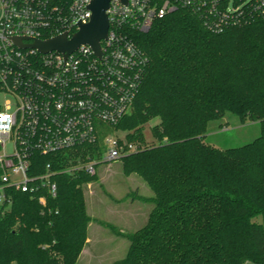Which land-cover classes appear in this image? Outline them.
<instances>
[{"label": "trees", "instance_id": "trees-1", "mask_svg": "<svg viewBox=\"0 0 264 264\" xmlns=\"http://www.w3.org/2000/svg\"><path fill=\"white\" fill-rule=\"evenodd\" d=\"M134 41L147 63L138 95L117 129L143 150L121 160L153 193L144 227L119 235L129 242L113 264H264V18L221 33L187 10L153 23ZM232 114L259 124V136L219 150L205 142L208 127ZM150 129L148 144L142 128ZM99 155L81 147L32 159L31 175L50 164L55 197L4 188L0 264H74L91 221L84 170L66 172ZM1 178V171H0ZM1 185V180H0Z\"/></svg>", "mask_w": 264, "mask_h": 264}, {"label": "built area", "instance_id": "built-area-1", "mask_svg": "<svg viewBox=\"0 0 264 264\" xmlns=\"http://www.w3.org/2000/svg\"><path fill=\"white\" fill-rule=\"evenodd\" d=\"M92 1L0 0V92L10 97L0 108L3 200L5 187L40 193L42 205L45 196H56L50 164L43 174H30L37 155L97 147V157L66 171L93 176L97 164L110 166L143 150L117 129L132 111L147 63L134 35L148 33L155 21L180 9L213 33L264 18V0H111L100 56L87 44L69 54L34 47L62 36L71 41L91 22ZM106 128L122 136H109Z\"/></svg>", "mask_w": 264, "mask_h": 264}, {"label": "rangeland", "instance_id": "rangeland-1", "mask_svg": "<svg viewBox=\"0 0 264 264\" xmlns=\"http://www.w3.org/2000/svg\"><path fill=\"white\" fill-rule=\"evenodd\" d=\"M8 100L10 97L0 92V108ZM155 124L156 120L142 128L148 144H155L150 133ZM106 132L109 136H122V133L112 128H106ZM259 133L258 123H241L234 115L226 114L221 120L209 125L205 142L219 150H226L251 143ZM7 147L9 149V145ZM122 168L121 161L110 166L97 164L95 180L82 186L86 211L91 218L87 226V238L92 240L90 243L86 240L74 264H113L124 259L129 242L118 232L131 234L146 225L153 208L149 202L153 193L143 179L136 174L124 175ZM3 201L0 192V206ZM255 220L264 223V216Z\"/></svg>", "mask_w": 264, "mask_h": 264}, {"label": "water", "instance_id": "water-1", "mask_svg": "<svg viewBox=\"0 0 264 264\" xmlns=\"http://www.w3.org/2000/svg\"><path fill=\"white\" fill-rule=\"evenodd\" d=\"M111 0H93L89 9L92 12L91 22L86 26H80V31L71 41H67L64 36L54 38L48 42H37L34 47L40 52L58 51L69 54L76 50L81 44L92 47L95 54L100 56L99 42L106 38L108 23L105 11ZM126 4L127 0H121ZM18 40H15V42Z\"/></svg>", "mask_w": 264, "mask_h": 264}, {"label": "crops", "instance_id": "crops-1", "mask_svg": "<svg viewBox=\"0 0 264 264\" xmlns=\"http://www.w3.org/2000/svg\"><path fill=\"white\" fill-rule=\"evenodd\" d=\"M101 240V238H99ZM92 239H90V237L87 238V242H91Z\"/></svg>", "mask_w": 264, "mask_h": 264}]
</instances>
